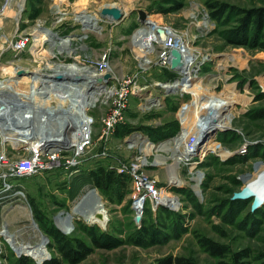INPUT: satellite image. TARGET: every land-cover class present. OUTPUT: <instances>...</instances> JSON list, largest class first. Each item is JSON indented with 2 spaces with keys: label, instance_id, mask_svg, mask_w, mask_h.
<instances>
[{
  "label": "rangeland",
  "instance_id": "374dc122",
  "mask_svg": "<svg viewBox=\"0 0 264 264\" xmlns=\"http://www.w3.org/2000/svg\"><path fill=\"white\" fill-rule=\"evenodd\" d=\"M81 1L92 22L79 19ZM112 3L121 9L118 19L100 14ZM259 7L264 0H0V80L14 75L20 83H10L23 91L30 88L28 76L38 77L31 70L51 73L64 64L67 71L86 72V65L98 64L90 93L65 94L66 102L52 95V106L75 105L78 114L87 113L79 122L89 148L77 161L69 159L76 150L62 134L72 129L57 124V134L41 139L35 151L59 148L60 166L4 179L3 171L35 151L26 147L32 136L20 143L0 137V264H16L21 256L29 264L52 257L60 264H154L166 255L196 264H264V202L252 211V198L232 199L264 169V28L257 31L247 19V12ZM155 29L174 32L177 44L194 58L182 69L159 65L163 39ZM151 35L157 37L149 40L147 57L138 58L137 45ZM22 36L28 37L27 46L14 50ZM74 63L82 67L73 70ZM101 65L108 80H95L102 76ZM107 90L111 95L104 98ZM120 93L122 102L114 100ZM195 97H201L202 107H219L217 116L205 118L201 110L195 118L189 111L192 122L185 127L180 112ZM116 108V120L107 126L105 119ZM194 131L195 149L179 146V138ZM5 161L8 166L1 167ZM136 164L172 199V205L144 199L138 221L131 175ZM98 167L127 175L119 192L104 194L94 186L90 171ZM82 199L84 208L97 202L106 220L91 222L73 211ZM30 201L55 238L40 229ZM60 222L69 223L71 231L61 230ZM3 230L12 234V243ZM39 235L46 236L45 246L36 251ZM63 237L86 246V255L68 262L58 250ZM17 244L25 248H13Z\"/></svg>",
  "mask_w": 264,
  "mask_h": 264
},
{
  "label": "bare ground",
  "instance_id": "6f19581e",
  "mask_svg": "<svg viewBox=\"0 0 264 264\" xmlns=\"http://www.w3.org/2000/svg\"><path fill=\"white\" fill-rule=\"evenodd\" d=\"M79 4L81 6L77 8L76 10V11L81 12L78 14L79 19L81 21L87 20V21L92 22L93 16L86 14L85 11L83 10L84 9L83 1L79 2ZM105 6H108V7L116 6L117 7V3L106 4ZM117 8L121 11L120 7H117ZM124 9H126V7ZM152 36L153 35L147 36V38L144 39V42L137 45L138 58L142 59L143 57H147L146 54L149 52L147 49L148 48L147 44L151 41V39H156L157 37L156 35H154V37L152 38ZM159 36L162 40L163 34L161 33ZM178 39L179 38H177V40ZM174 48L178 49L182 55V58H181V61L183 62L182 67H185L186 63H188V59L194 58V54L191 55L192 53L190 50L189 51L184 50L183 49L184 47L182 46V44H176V47ZM64 59L65 61L68 60L67 57ZM144 62H149V61L144 59ZM62 63H66V62L62 61ZM59 65L63 66L64 64H59ZM60 66H55L56 68L54 70H51L52 71L51 73H42L39 71L37 73V71L31 70L32 74H34L33 76L37 75L38 77L32 78V75L28 76L32 82L29 84L30 88L27 90H23V91L22 90L19 91V89L16 90V88H14L20 83V80L16 79L14 75L5 77L3 80H0V137L2 138V140H8L12 142L16 141L17 143H20V141L23 142V141L30 140L28 136H32L33 138L29 141L31 143L26 145V147H27V150L31 149V151L34 152L39 147L38 143L41 139L45 137L50 138L57 134L58 130L60 129L59 128L60 126H57V124H64V126L66 125L67 127L72 129L69 132L62 133L64 137L63 139L67 141V144L72 145V147H75L77 150H78L77 146H80V145H83V149L89 148L88 144L85 142V140L87 139V134L86 132H84L85 129L83 125H80V122H79L81 121V118H85V115H87V113L82 112L81 114H78L77 106L75 105L73 108H68L70 105L68 104L67 106V104H65L66 107L68 108L67 109L64 106L57 104L56 102L57 105L52 106L53 105L52 103H55L56 101L54 100L52 95L58 96L60 101L65 100L66 102V100L68 101L67 99L68 97H74L75 94L78 93L76 92V90L80 91L79 95L80 94L82 95V93L84 94L90 93L89 91L91 90L90 89L91 85H93V80H92L93 75H95V71L98 70V64H91V66L86 65L84 67L86 69V72L72 71L71 69L67 71L64 67H60ZM72 67L74 70V67L79 68L82 66L80 65L78 66L77 64L75 65L74 63ZM106 71H108L106 70V68L102 69L100 75H103L104 73H106ZM58 75H62V76L60 78L56 77ZM71 77H74V79L73 78L71 79ZM10 82H14L17 85L13 87ZM63 85L64 86L73 85V86H71L72 88H69V89H65V87L58 89V86H63ZM12 91H16L14 95L12 94ZM110 93L111 91L107 90V93L105 94L104 98L109 97L108 94L111 95ZM65 94H69L68 97ZM99 95L100 93H96L95 99H99ZM200 99L201 97H195L194 100L191 101V103L183 106L184 110H181L180 113H181V119L183 120V124L185 127L187 123L188 125H190L192 122V121H189L188 119L189 111L192 112L195 118L196 117L198 118L199 116L198 114L200 113L201 110H204L202 112L206 113V115L204 116L205 118H207L211 113H214V115L217 116V112H218L217 108L219 107H215L213 105H209L208 108L207 106L202 107L199 104ZM43 105H45V107H41ZM57 106L58 108H55ZM60 106H62V108ZM222 107L223 105H221V108ZM77 116H80V118H78L79 123L76 120ZM88 123L89 121H87V124ZM199 125L201 126V124ZM187 129H190V128H187ZM184 134L186 135L185 132ZM185 135L184 136L182 135V137L179 138V141H177L179 143V146L180 145L182 146V143L184 142L186 138ZM77 150L73 154L75 159H76L77 154H78L77 159H79L80 157L79 153H76ZM2 164L3 165H1V167H4L8 163L5 161L4 163L2 162ZM263 170L259 171L260 173L259 176H256L254 179H248V181L246 182L253 181V180L257 181L260 187L261 193H263L264 195V172ZM158 200L165 201V203H170V198L169 196L166 195V193H160ZM84 201L85 200L82 199L81 202H78L77 206L73 208V211L79 210L78 212L81 213V216L83 215L85 219H88L91 222L103 223L106 220V216L101 206L97 204V202L96 203L93 202V203H89L88 205L85 204L86 206L84 208L82 207V203ZM32 226L35 230L36 229L38 230V228H36L34 224ZM59 226L61 227L60 229L66 233L71 231L70 230L71 228L69 227L70 224L67 222H60ZM2 233H4L3 235H5L7 239L10 240V242L14 241L11 233H8L6 230H3ZM39 237H40V240L37 243L36 247L34 248V250L36 251L41 250L45 246V239L40 235ZM43 241H44V245L41 247L42 245L41 243ZM22 247H24V245L20 246V244H17V246L16 245L13 246V248H17V249H22Z\"/></svg>",
  "mask_w": 264,
  "mask_h": 264
},
{
  "label": "built area",
  "instance_id": "2783aa9c",
  "mask_svg": "<svg viewBox=\"0 0 264 264\" xmlns=\"http://www.w3.org/2000/svg\"><path fill=\"white\" fill-rule=\"evenodd\" d=\"M163 43L161 50L157 56V62L161 66L169 67V58H170V49L176 47V44L178 43V40H176V35L174 32H171L169 30L163 31ZM28 37H19L15 40L13 43V49L14 50H22L24 49L27 44H28ZM101 63V62H100ZM106 67H103L102 65L100 66V70L104 69ZM122 98L124 97V94L120 93L117 94V98H114V100L121 101ZM122 102V101H121ZM119 108L115 110V112L112 113V115L107 116L105 119V124L107 126H112L113 123L116 120L115 115L118 113ZM196 129L195 131H197ZM192 132L188 135V137L184 140V146H187L186 148L188 150H192L194 147L197 146L196 138L198 135L196 133ZM87 138L86 140H88ZM85 142L87 143V141ZM81 147V149H79ZM78 150L76 153H80V151L84 150L83 145L77 146ZM195 149V148H194ZM42 150V149H41ZM44 154H40V152L35 153H29L28 155L19 158L13 166L9 169L6 170V172H2L1 176L6 179L7 177H25V176H31L37 171L44 170V169H54L61 164V155H60V150L59 148H52L49 147L46 149V152H41ZM69 159H75V158H69ZM77 159V158H76ZM75 159V160H76ZM77 161V160H76ZM122 169H119V172H121ZM122 173V172H121ZM132 175V182H133V192H134V202L135 204L138 205L136 210L138 211L137 214L140 216L143 212V204H144V199H149L150 201H154L155 203H163V204H168L172 205V199L170 198V203H165V201L158 200L159 199V194L164 193L160 192V189L158 186L155 184L154 180L146 178L145 175H143L140 172V165L136 164L133 167V170L131 171ZM137 216V215H136Z\"/></svg>",
  "mask_w": 264,
  "mask_h": 264
},
{
  "label": "trees",
  "instance_id": "16d2710c",
  "mask_svg": "<svg viewBox=\"0 0 264 264\" xmlns=\"http://www.w3.org/2000/svg\"><path fill=\"white\" fill-rule=\"evenodd\" d=\"M222 9H218L215 13L221 12ZM247 15V19H249L250 23L254 25L257 31H261L264 28V7L255 8L253 10H249ZM217 16V14H216ZM169 77L174 76L169 70H167ZM90 176L92 179V183L94 186L99 189L104 194H111L114 192H119L120 189L126 183L127 175L120 174L115 172L112 169H108L105 167H98L95 170L90 171ZM31 202V201H30ZM33 216L35 220L38 222L40 229L46 233L51 235L52 237H56V233L53 231L50 226L47 224V220L42 216L41 212L35 207V205L31 202ZM59 235V234H58ZM63 237V239L58 240L60 242L58 246V250L63 255V257L70 263H76L80 259H82L86 253L87 249L82 243L76 240H68ZM57 239V238H56ZM95 245L109 246L108 243H98L95 242ZM212 248V252L217 256L220 255V250L215 246L209 245ZM41 253V252H39ZM39 256H44L41 254ZM44 258V257H43ZM43 260H40L41 263ZM29 259L26 256H21L16 264H29ZM41 264H60V261L57 258H49L44 260ZM154 264H196L191 258L185 256H172L166 255L156 260ZM219 264H223L219 262Z\"/></svg>",
  "mask_w": 264,
  "mask_h": 264
},
{
  "label": "water",
  "instance_id": "95a60500",
  "mask_svg": "<svg viewBox=\"0 0 264 264\" xmlns=\"http://www.w3.org/2000/svg\"><path fill=\"white\" fill-rule=\"evenodd\" d=\"M140 13L143 14L142 11H140ZM100 14L102 16L107 15L113 19H118L121 16V11L116 6H112V7L104 6L101 9ZM157 30H158L157 32H159V33H162V31H163L161 29H157ZM169 53H170V58H169L170 68L171 69H182V68H184V67H182V63H183L181 61L182 55L179 52V50L176 48H172V49H170ZM18 72H20V71H18ZM23 72H25L27 74L30 73L29 70H24ZM61 76L62 75H58L56 77L60 78ZM109 77H110V74L106 72L105 74H103L99 78L95 77V80H97V81H101L102 79L108 80ZM159 86H161V84H159ZM210 115H212V113ZM208 122H206V124H207L206 127L209 125ZM206 127L205 126L203 127V129H202L203 133H204ZM203 133L199 134V140H198L199 142L198 143H200L202 141ZM248 198H252V202H251V210L252 211L257 209L264 202V195H263V193H261L258 182L255 180L245 182V184L243 185V187L239 191H236L232 194V199L245 200ZM139 219H140V216L137 215L135 217V220L138 221ZM43 238L46 240V236L43 235ZM46 259H48V258H46ZM41 263H38V264H41Z\"/></svg>",
  "mask_w": 264,
  "mask_h": 264
},
{
  "label": "crops",
  "instance_id": "0c3cea01",
  "mask_svg": "<svg viewBox=\"0 0 264 264\" xmlns=\"http://www.w3.org/2000/svg\"><path fill=\"white\" fill-rule=\"evenodd\" d=\"M189 134H190V133H189ZM189 134H188V135H189ZM188 135L186 136V138L188 137ZM186 138H185V139H186Z\"/></svg>",
  "mask_w": 264,
  "mask_h": 264
}]
</instances>
